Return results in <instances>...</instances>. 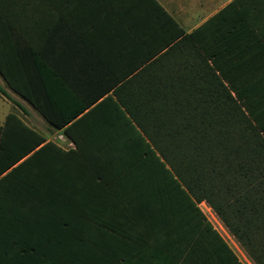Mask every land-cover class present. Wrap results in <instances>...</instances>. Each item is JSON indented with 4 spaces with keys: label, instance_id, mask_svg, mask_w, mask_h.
Returning <instances> with one entry per match:
<instances>
[{
    "label": "trees",
    "instance_id": "obj_1",
    "mask_svg": "<svg viewBox=\"0 0 264 264\" xmlns=\"http://www.w3.org/2000/svg\"><path fill=\"white\" fill-rule=\"evenodd\" d=\"M39 4L0 0L4 37ZM187 39L205 62L194 79L128 81L77 111H48L41 83L6 59L30 51L0 48L7 87L76 146L46 142L14 113L0 126V264H243L203 201L264 264V2L236 0ZM94 181L108 218L77 204V222L75 204L57 200Z\"/></svg>",
    "mask_w": 264,
    "mask_h": 264
},
{
    "label": "crops",
    "instance_id": "obj_2",
    "mask_svg": "<svg viewBox=\"0 0 264 264\" xmlns=\"http://www.w3.org/2000/svg\"><path fill=\"white\" fill-rule=\"evenodd\" d=\"M234 1L40 0L39 9L32 7L25 14L26 23L9 30L8 38L0 30V48L30 51L6 59L22 64L25 80L41 83L42 98L50 99L43 101L48 111H77L95 98L114 96L128 81L178 79L183 74L194 79L205 62L199 46L187 37ZM0 80L4 82L1 75ZM10 113L12 108L0 116V126ZM39 116L46 142L66 150L76 148L64 129ZM26 117L31 118L28 111ZM81 192L88 194L83 201L78 197ZM106 192L95 181L75 185L71 200L60 198L57 203L75 204L77 222V204H89L90 212L106 221L111 204Z\"/></svg>",
    "mask_w": 264,
    "mask_h": 264
},
{
    "label": "rangeland",
    "instance_id": "obj_3",
    "mask_svg": "<svg viewBox=\"0 0 264 264\" xmlns=\"http://www.w3.org/2000/svg\"><path fill=\"white\" fill-rule=\"evenodd\" d=\"M0 83L6 89V91L9 92V95L12 96L16 101L21 103L30 114L31 118L26 117V114L23 113L16 105L13 103H10L9 101H6L3 99V97L0 96V116L6 115L12 108V113L18 115L25 123L27 122L29 125H33L35 129L38 130V132H45V125L42 123V119L39 116V114L34 111L31 106L20 96L15 94L13 91H11L5 82H2L0 80ZM13 104V105H12ZM26 123V124H27ZM27 124V125H28ZM36 130V131H37ZM200 209L206 216V218L209 220V222L213 225V227L220 233V235L224 238V240L228 243V245L232 248V250L235 252L239 260L243 264H255L252 259L248 256L247 252L242 248V246L236 241L234 236L228 231V229L225 227L223 222L220 220V218L216 215V213L213 211V209L210 207V205L203 201L199 204Z\"/></svg>",
    "mask_w": 264,
    "mask_h": 264
}]
</instances>
